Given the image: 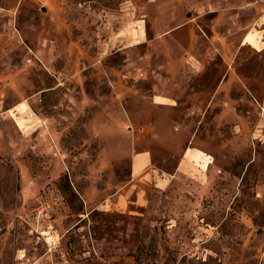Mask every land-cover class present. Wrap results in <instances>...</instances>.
Listing matches in <instances>:
<instances>
[{
	"label": "rangeland",
	"instance_id": "1",
	"mask_svg": "<svg viewBox=\"0 0 264 264\" xmlns=\"http://www.w3.org/2000/svg\"><path fill=\"white\" fill-rule=\"evenodd\" d=\"M0 264H264V1L0 0Z\"/></svg>",
	"mask_w": 264,
	"mask_h": 264
},
{
	"label": "bare ground",
	"instance_id": "2",
	"mask_svg": "<svg viewBox=\"0 0 264 264\" xmlns=\"http://www.w3.org/2000/svg\"><path fill=\"white\" fill-rule=\"evenodd\" d=\"M252 36H253L252 34L249 35V37H252Z\"/></svg>",
	"mask_w": 264,
	"mask_h": 264
},
{
	"label": "built area",
	"instance_id": "3",
	"mask_svg": "<svg viewBox=\"0 0 264 264\" xmlns=\"http://www.w3.org/2000/svg\"><path fill=\"white\" fill-rule=\"evenodd\" d=\"M264 1V0H263Z\"/></svg>",
	"mask_w": 264,
	"mask_h": 264
},
{
	"label": "crops",
	"instance_id": "4",
	"mask_svg": "<svg viewBox=\"0 0 264 264\" xmlns=\"http://www.w3.org/2000/svg\"><path fill=\"white\" fill-rule=\"evenodd\" d=\"M249 38V37H248Z\"/></svg>",
	"mask_w": 264,
	"mask_h": 264
}]
</instances>
